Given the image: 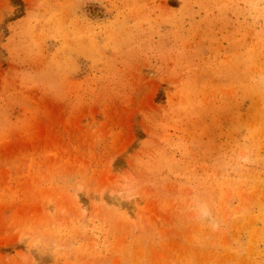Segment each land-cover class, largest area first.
<instances>
[{
  "label": "rangeland",
  "instance_id": "374dc122",
  "mask_svg": "<svg viewBox=\"0 0 264 264\" xmlns=\"http://www.w3.org/2000/svg\"><path fill=\"white\" fill-rule=\"evenodd\" d=\"M0 264H264V0H0Z\"/></svg>",
  "mask_w": 264,
  "mask_h": 264
}]
</instances>
